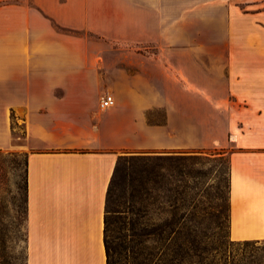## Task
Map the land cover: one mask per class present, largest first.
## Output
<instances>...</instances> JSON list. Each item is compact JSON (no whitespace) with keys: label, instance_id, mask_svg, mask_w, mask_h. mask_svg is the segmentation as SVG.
<instances>
[{"label":"crops","instance_id":"obj_1","mask_svg":"<svg viewBox=\"0 0 264 264\" xmlns=\"http://www.w3.org/2000/svg\"><path fill=\"white\" fill-rule=\"evenodd\" d=\"M257 1L0 5V150L22 124L26 264H106L121 154L195 147L192 124L224 118L248 125L228 153L229 239L264 241V36L236 8Z\"/></svg>","mask_w":264,"mask_h":264},{"label":"rangeland","instance_id":"obj_2","mask_svg":"<svg viewBox=\"0 0 264 264\" xmlns=\"http://www.w3.org/2000/svg\"><path fill=\"white\" fill-rule=\"evenodd\" d=\"M236 8L240 30L264 36V0ZM247 126L192 124L195 147L121 154L107 204L111 264H248L249 255L264 264V241L244 247L228 233V153L233 129ZM11 133L12 148L0 150V264H26L24 126Z\"/></svg>","mask_w":264,"mask_h":264},{"label":"trees","instance_id":"obj_3","mask_svg":"<svg viewBox=\"0 0 264 264\" xmlns=\"http://www.w3.org/2000/svg\"><path fill=\"white\" fill-rule=\"evenodd\" d=\"M116 164H117V162H116ZM116 164H115V167H114V170H113V175H112V179H111L110 185H109V187H108V189L106 191V199H105L104 245H105V254H106V264H111V257H112L111 254H110V248H109V244H108V241H107V232H108V229H107V225H108V221H107V214H108L107 204H108V197H109L110 188H111V185H112V182H113L116 170H117ZM1 170H2V168L0 167V171ZM25 189H26V187H25ZM258 242H260V241H244V242H237V243H239V245H241V246L248 247V246L255 245ZM247 259H248V264H255L256 263V262L252 261L251 255H249ZM112 264H114L113 261H112ZM256 264H259V263H256Z\"/></svg>","mask_w":264,"mask_h":264},{"label":"built area","instance_id":"obj_4","mask_svg":"<svg viewBox=\"0 0 264 264\" xmlns=\"http://www.w3.org/2000/svg\"><path fill=\"white\" fill-rule=\"evenodd\" d=\"M114 106V99L111 95L104 94L99 98V109L101 111L108 110Z\"/></svg>","mask_w":264,"mask_h":264}]
</instances>
